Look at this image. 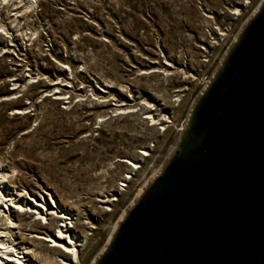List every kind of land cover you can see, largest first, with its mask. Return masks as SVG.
<instances>
[{
  "label": "rangeland",
  "instance_id": "374dc122",
  "mask_svg": "<svg viewBox=\"0 0 264 264\" xmlns=\"http://www.w3.org/2000/svg\"><path fill=\"white\" fill-rule=\"evenodd\" d=\"M263 1L0 4V166L32 205L51 209L55 201L69 210L86 235L77 264L96 261L175 154L195 102ZM18 199L32 207L19 220L31 228L25 238L36 261L44 263L38 254L63 259L31 238L42 225L32 224L31 203Z\"/></svg>",
  "mask_w": 264,
  "mask_h": 264
},
{
  "label": "water",
  "instance_id": "95a60500",
  "mask_svg": "<svg viewBox=\"0 0 264 264\" xmlns=\"http://www.w3.org/2000/svg\"><path fill=\"white\" fill-rule=\"evenodd\" d=\"M93 264H264V1Z\"/></svg>",
  "mask_w": 264,
  "mask_h": 264
},
{
  "label": "bare ground",
  "instance_id": "6f19581e",
  "mask_svg": "<svg viewBox=\"0 0 264 264\" xmlns=\"http://www.w3.org/2000/svg\"><path fill=\"white\" fill-rule=\"evenodd\" d=\"M37 0H18V8L24 6L25 9H30ZM12 0H0V4H5L8 6ZM17 8V7H16ZM17 13L14 14L16 16ZM4 31L3 26H0V32ZM35 31L32 32V35ZM12 98H5L10 99ZM14 114L23 113V110H13ZM149 118L150 115L146 113ZM151 118V117H150ZM154 120L153 118L151 119ZM141 155L146 156V152H142ZM124 160V159H123ZM127 165L131 169H137L136 163L129 160H125ZM10 173L0 166V264H77L79 261L80 249L84 245L86 240V235L74 229L72 223L73 218L69 213V210L64 211V207L61 202L56 203L52 201V208L46 209L43 204L40 205V201L33 202V196L24 197V189H18L16 186L9 184L8 177ZM129 177H124L123 183ZM22 196L23 200L29 201L31 206H33V213L37 215L33 219V223L42 225L40 230L33 231L34 235L31 236L32 239L39 242H46L56 251H59L63 255V259L58 257L37 256L42 258L39 263L36 261V254L34 250L33 243L25 238L26 232L31 234L30 226H25L21 224L20 218L26 215L27 209H32V207H27L23 205L22 201L18 198ZM18 197V198H17ZM18 199V200H17ZM29 199V200H28ZM50 200H53L51 198ZM109 200H100V203L104 204ZM113 201V200H112ZM38 208V209H36ZM47 211V213H42V210ZM106 211V210H105ZM58 219L57 225L52 229V221ZM42 222V223H41ZM3 226V228H1ZM52 229V230H51ZM15 234V235H14Z\"/></svg>",
  "mask_w": 264,
  "mask_h": 264
},
{
  "label": "built area",
  "instance_id": "2783aa9c",
  "mask_svg": "<svg viewBox=\"0 0 264 264\" xmlns=\"http://www.w3.org/2000/svg\"><path fill=\"white\" fill-rule=\"evenodd\" d=\"M235 14V13H234ZM209 35H211V33H209ZM224 37H225V33L223 32H221V33H218L217 34V37L216 36H214L213 38H212V41L214 42V44H217V41H221V40H224Z\"/></svg>",
  "mask_w": 264,
  "mask_h": 264
}]
</instances>
